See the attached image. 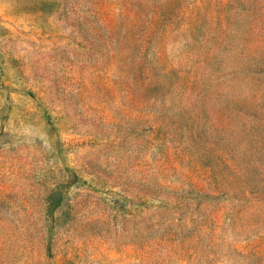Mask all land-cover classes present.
Returning <instances> with one entry per match:
<instances>
[{
    "label": "rangeland",
    "instance_id": "obj_1",
    "mask_svg": "<svg viewBox=\"0 0 264 264\" xmlns=\"http://www.w3.org/2000/svg\"><path fill=\"white\" fill-rule=\"evenodd\" d=\"M0 264H264V0H0Z\"/></svg>",
    "mask_w": 264,
    "mask_h": 264
}]
</instances>
